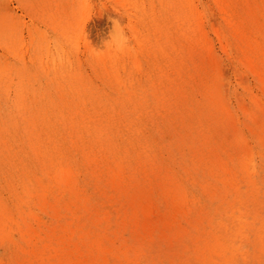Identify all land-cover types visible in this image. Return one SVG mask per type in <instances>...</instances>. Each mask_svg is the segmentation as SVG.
I'll return each instance as SVG.
<instances>
[{
	"label": "rangeland",
	"instance_id": "374dc122",
	"mask_svg": "<svg viewBox=\"0 0 264 264\" xmlns=\"http://www.w3.org/2000/svg\"><path fill=\"white\" fill-rule=\"evenodd\" d=\"M224 1L0 0V264H264V0Z\"/></svg>",
	"mask_w": 264,
	"mask_h": 264
},
{
	"label": "bare ground",
	"instance_id": "6f19581e",
	"mask_svg": "<svg viewBox=\"0 0 264 264\" xmlns=\"http://www.w3.org/2000/svg\"><path fill=\"white\" fill-rule=\"evenodd\" d=\"M218 2H221L222 4L223 3H225V1L224 0H218ZM194 4V3H193ZM226 4V3H225ZM183 6H185V4L183 5ZM197 5H195V7H196ZM219 6V5H218ZM227 7V6H226ZM191 8V7H190ZM173 9V8H172ZM177 9V8H176ZM193 9V8H192ZM165 10V9H164ZM191 11V10H190ZM187 12V11H186ZM233 12V11H232ZM200 13V12H199ZM235 14V13H234ZM187 15V14H186ZM200 15H202L201 13H200ZM224 15V14H223ZM194 16V15H193ZM203 16V15H202ZM236 16V15H235ZM198 17V16H197ZM204 17V16H203ZM234 17V16H233ZM200 18V17H199ZM226 19V18H225ZM192 21V20H191ZM190 21V22H191ZM197 21V20H196ZM202 22H204V21H202ZM231 23V22H230ZM239 23V22H238ZM189 24V23H188ZM191 24H193L192 22H191ZM201 24V23H200ZM240 24V23H239ZM179 25H181V24H179ZM238 25V24H237ZM182 26H184V25H182ZM240 25H238V27H239ZM178 27V26H177ZM190 27V26H189ZM194 27H196V26H194ZM200 27V26H199ZM202 27V26H201ZM4 28H5V25H4ZM4 28H3V31L2 32H4ZM162 28V27H161ZM174 28V27H173ZM184 28V27H183ZM183 28H180V29H183ZM185 28H186V25H185ZM193 28V27H192ZM9 29V28H8ZM190 29V28H189ZM236 29V28H235ZM11 30H12V28H11ZM11 30H10V32H11ZM193 30H195V29H193ZM204 31V30H203ZM1 32V33H2ZM10 32H8L9 34L8 35H11L12 33H10ZM177 32H178V30H177ZM176 32V33H177ZM184 32V31H183ZM196 32V31H195ZM200 32V31H199ZM192 33V32H191ZM197 33V32H196ZM173 34V33H172ZM186 34V33H185ZM189 34H190V32H189ZM7 35V36H8ZM188 35V34H187ZM197 35H198V33H197ZM196 35V36H197ZM177 36V35H176ZM189 36V35H188ZM241 36V35H240ZM244 36V35H243ZM11 36H9L8 38H10ZM6 38V37H5ZM194 38V37H193ZM200 38H202V37H200ZM7 39V38H6ZM180 39V38H179ZM183 39V38H182ZM255 39V38H254ZM10 40H11V38H10ZM198 40V39H197ZM196 40V41H197ZM257 40V39H256ZM181 41V40H180ZM7 42V41H6ZM184 42V41H183ZM198 42V41H197ZM252 42V41H251ZM193 43V42H192ZM175 44H176V42H175ZM189 44V43H188ZM241 44V43H240ZM246 44V43H245ZM258 44H260V43H258ZM194 45V44H193ZM264 45V44H263ZM185 46H186V44H185ZM199 46V45H198ZM240 46V45H239ZM195 47V46H194ZM251 47V46H250ZM257 47H259V46H257ZM148 48V47H147ZM188 48V47H187ZM179 49V48H178ZM251 49V48H250ZM258 49V48H257ZM193 50V49H192ZM197 50H199V49H197ZM148 51V50H147ZM145 52V51H144ZM195 52V51H194ZM241 52H243L242 50H241ZM189 53V52H188ZM202 53V52H201ZM145 54H146V52H145ZM191 54V53H190ZM244 55V54H243ZM257 56H259V55H257ZM173 58V57H172ZM249 58V57H248ZM129 59H131V58H129ZM26 60V59H25ZM123 62V61H122ZM136 62V61H135ZM124 64V63H123ZM159 65V64H158ZM118 66H116V68H117ZM120 67V66H119ZM1 68V67H0ZM124 69V68H123ZM3 71V70H2ZM124 71V70H123ZM4 73V72H3ZM1 74V73H0ZM1 76V75H0ZM2 76H3V74H2ZM0 78H2V77H0ZM123 78V77H122ZM24 82V81H23ZM6 85V84H5ZM4 85V86H5ZM21 85V84H20ZM8 87V86H7ZM10 87H12L13 88V86H10ZM82 87H84V86H82ZM11 88V89H12ZM65 88H67L66 86H65ZM76 88V87H75ZM81 88V87H80ZM86 88V87H85ZM84 88V89H85ZM24 89H26V87L24 88ZM84 89H82V90H84ZM14 90V89H13ZM39 90V89H38ZM86 90V89H85ZM26 91V90H25ZM37 91V90H36ZM90 91V90H89ZM218 91V90H217ZM11 92V91H10ZM23 92H24V90H23ZM28 92V91H27ZM69 92V91H68ZM73 92V91H72ZM91 92H92V90H91ZM90 92V93H91ZM84 94H87L86 93V91L84 92ZM95 94V93H94ZM11 95V94H10ZM30 94L28 93V96H29ZM74 95V94H73ZM14 96V95H13ZM87 95H85V97H86ZM92 96H93V94H92ZM31 97V96H30ZM84 97V98H85ZM87 97H89V96H87ZM11 98V97H10ZM26 98H28V97H26ZM91 99H92V97H90ZM94 98V97H93ZM75 99V98H74ZM89 99V98H88ZM97 99V98H96ZM83 100V99H82ZM85 100V99H84ZM75 101V100H74ZM88 101V100H87ZM93 101V102H92ZM91 102L92 103H94V99L92 100ZM104 101V99L102 100V103H105L106 104V102H103ZM48 102V101H47ZM86 102V101H85ZM90 102V101H89ZM100 102V101H99ZM109 102V101H108ZM27 103H29V102H27ZM10 104V103H9ZM74 104V103H73ZM80 104V103H79ZM86 104V103H85ZM59 105V104H58ZM96 105V104H95ZM120 105V104H119ZM133 105V104H132ZM10 106H11V104H10ZM43 106V105H42ZM48 106V105H47ZM84 106V105H83ZM97 106H98V104H97ZM12 107V106H11ZM90 107V106H89ZM101 107V106H100ZM103 107H104V105H103ZM106 108H107V106H105ZM109 107V106H108ZM122 107V106H121ZM69 108V107H68ZM73 108V107H72ZM85 108V107H84ZM126 108V107H125ZM128 108V107H127ZM130 108V107H129ZM128 108V109H129ZM205 108V107H204ZM78 109V108H77ZM110 109V108H109ZM47 110V109H46ZM79 110V109H78ZM100 110V109H99ZM130 110V109H129ZM26 111V110H25ZM70 111V110H69ZM89 111V110H88ZM87 111V112H88ZM91 111V110H90ZM110 111V110H109ZM121 111V110H120ZM132 111H133V109H132ZM136 111V110H135ZM212 111V110H211ZM9 112V111H8ZM79 112H80V110H79ZM84 112V111H83ZM103 112H104V110H103ZM103 112H102V114H103ZM205 112V111H204ZM6 113V112H5ZM12 113V112H11ZM82 113V112H81ZM122 113V112H121ZM124 113V112H123ZM126 113V112H125ZM77 114V113H76ZM91 114V113H90ZM119 114V113H118ZM138 115L140 114V113H137ZM148 114V113H147ZM3 115V114H2ZM13 115V114H12ZM71 115H72V113H71ZM145 115V114H144ZM146 116V115H145ZM3 117V116H2ZM82 117V116H81ZM92 117V116H91ZM108 118H109V115L107 116ZM118 117V116H117ZM127 117V116H126ZM143 117V116H142ZM86 118V117H85ZM96 118V117H95ZM130 118V117H129ZM4 119V118H3ZM7 119V121H8V118H6ZM6 119H4V121L6 120ZM87 119V118H86ZM93 119H94V117H93ZM92 119V120H93ZM105 119V118H104ZM119 119V118H118ZM128 119V118H127ZM127 119L125 120V122L127 121ZM138 119H140V117L138 118ZM141 119H143V118H141ZM145 119V118H144ZM13 120V119H12ZM102 120V119H101ZM136 120V119H135ZM197 120V119H196ZM106 121V120H105ZM104 121V122H105ZM111 121V120H110ZM144 121V120H143ZM210 121V120H209ZM9 122V121H8ZM79 122V121H78ZM161 122V121H160ZM81 123V122H80ZM87 122H85V124H86ZM90 123H92V122H90ZM90 123H88V124H90ZM130 123V122H129ZM148 123V122H147ZM71 124V123H70ZM103 124V123H102ZM106 124H108V122L106 123ZM124 124V123H123ZM126 124V123H125ZM137 124V123H136ZM146 124V123H145ZM1 125V124H0ZM141 125V124H140ZM206 125V124H205ZM90 126H92V125H90ZM106 126V125H105ZM146 126V125H145ZM57 127H58V125H57ZM84 127H86V126H84ZM104 127V126H103ZM120 127H122L121 125H120ZM133 126L131 125V128H132ZM136 127V126H135ZM139 127V126H138ZM143 127V126H142ZM99 128V127H98ZM114 128V127H113ZM124 128V127H123ZM122 128V129H123ZM127 128V127H126ZM97 129V128H96ZM101 129V128H100ZM109 129V128H108ZM111 129V128H110ZM118 129V128H117ZM128 129V128H127ZM130 129V128H129ZM139 129H140V127H139ZM204 129V128H203ZM70 130V129H69ZM98 130V129H97ZM92 131V130H91ZM132 131V130H131ZM95 132V131H94ZM98 132V131H97ZM97 132H95V133H97ZM107 132H110V131H108L107 130ZM140 132H143V131H140ZM150 132V131H149ZM148 132V133H149ZM83 133V132H82ZM122 133H124V131L122 132ZM145 133V132H144ZM80 134V133H79ZM93 134V133H92ZM126 134H128V133H126ZM195 134V133H194ZM103 135H106V134H103ZM109 135V134H108ZM117 135V134H116ZM134 135V134H133ZM59 136V135H58ZM73 136V135H72ZM113 136V135H112ZM129 136V135H128ZM139 136V135H138ZM84 137V136H83ZM132 137V136H131ZM130 137V138H131ZM142 137V136H141ZM81 138V137H80ZM102 138V137H101ZM101 138H99V139H101ZM106 138V137H105ZM104 138V139H105ZM117 138V137H116ZM121 138V137H120ZM126 138V137H125ZM135 138V137H134ZM140 138V137H139ZM147 138H148V136H147ZM152 138V137H151ZM59 139V138H58ZM73 139V138H72ZM86 139V138H85ZM109 139V138H108ZM107 139V140H108ZM111 139H113V138H111ZM123 139V138H122ZM141 139V138H140ZM159 139V138H158ZM57 140V139H56ZM116 140V139H115ZM125 140V139H124ZM150 140V139H149ZM160 140V139H159ZM4 141V140H3ZM62 141V140H61ZM72 141V140H71ZM98 141V140H97ZM119 141V140H118ZM132 141V140H131ZM5 142V141H4ZM99 142V141H98ZM104 142V141H103ZM102 142V143H103ZM107 142V141H106ZM116 143H117V141H115ZM129 142H130V140H129ZM144 142V141H143ZM67 143V142H66ZM111 143V142H110ZM122 143H123V141H122ZM134 143V142H133ZM141 143V142H140ZM149 143V145H151L150 144V142H148ZM158 143V142H157ZM63 144V143H62ZM106 144H108V143H106ZM120 144V143H119ZM126 144H127V140H126ZM126 144H125V146H126ZM147 144V143H146ZM159 144V143H158ZM56 145V144H55ZM67 145V144H66ZM78 145H79V143H78ZM111 145H113V144H111ZM111 145H110V147H111ZM121 145V144H120ZM64 146V145H63ZM68 146V145H67ZM67 146H64V147H67ZM72 146V145H71ZM103 146V145H102ZM105 146V145H104ZM107 146V145H106ZM123 146V145H122ZM129 146V145H128ZM140 146V145H139ZM60 147V146H59ZM76 147V146H75ZM96 147V146H95ZM116 147V146H115ZM131 147V146H130ZM136 147V146H135ZM20 148V147H19ZM114 148V147H113ZM117 148H119V147H117ZM116 148V149H117ZM120 148H121V146H120ZM123 148V147H122ZM139 148V147H138ZM14 149V148H13ZM69 149V148H68ZM67 149V150H68ZM103 149V148H102ZM110 149H112V148H110ZM142 149H144L143 147H142ZM25 150V149H24ZM85 150V149H84ZM83 150V151H84ZM98 150V149H97ZM106 150V149H105ZM115 150V149H114ZM121 150V149H120ZM129 150V148L127 149V151ZM137 150V149H136ZM153 150V149H152ZM165 150V149H164ZM70 151V150H69ZM77 151V150H76ZM95 151V150H94ZM112 151V150H111ZM138 151H139V149H138ZM11 152V151H10ZM49 152V151H48ZM71 152V151H70ZM92 152V151H91ZM123 152V151H122ZM129 152H130V150H129ZM146 152V151H145ZM155 152V151H154ZM77 153V152H76ZM101 153V152H100ZM111 153V152H110ZM123 153H125L126 154V152H123ZM149 153V152H148ZM147 153V154H148ZM12 154V153H11ZM98 154V153H97ZM97 154H94V155H97ZM106 154V153H105ZM114 154V153H113ZM116 154H117V152H116ZM122 154V153H121ZM140 154V153H139ZM138 154V155H139ZM143 154V153H142ZM47 155V154H46ZM60 155V154H59ZM75 156H76V154H74ZM90 155V154H89ZM126 155H128V154H126ZM149 155V154H148ZM13 156V155H12ZM129 156H130V153H129ZM74 157V156H73ZM84 157V156H83ZM99 157V156H98ZM107 157V156H106ZM126 157V156H125ZM144 157V156H143ZM143 157H142V159H143ZM149 157H150V155H149ZM45 158V157H44ZM70 158V157H69ZM112 158V157H111ZM110 158V159H111ZM130 158V157H129ZM133 158H136L135 156L133 157ZM132 158V159H133ZM68 159V158H67ZM75 159V158H74ZM80 159V158H79ZM102 159V158H101ZM117 159V158H116ZM122 159V158H121ZM127 159H128V156H127ZM126 159V160H127ZM15 160V159H14ZM17 160V159H16ZM22 160L24 161V159L22 158ZM104 160V159H103ZM108 160V159H107ZM106 160V161H107ZM115 160V159H114ZM129 160V159H128ZM137 160V159H136ZM141 160V159H140ZM64 161V160H63ZM71 161V160H70ZM69 161V162H70ZM102 161V160H101ZM132 161H134V159L132 160ZM17 162V161H16ZM15 162V163H16ZM19 162V161H18ZM44 162H46V161H44ZM55 162V161H54ZM66 162H67V160H66ZM81 162V161H80ZM105 162V161H104ZM112 162V161H111ZM125 162V161H124ZM129 162V161H128ZM61 163V162H60ZM74 163V162H73ZM106 163V162H105ZM110 163V162H109ZM248 163V165H250L251 163L250 162H247ZM250 163V164H249ZM67 164H68V162H67ZM101 164V163H100ZM111 164V163H110ZM117 164V163H116ZM128 164V163H127ZM130 164V163H129ZM19 165V164H18ZM23 165V164H22ZM62 165V164H61ZM69 165V164H68ZM70 165H73V164H70ZM92 166H93V164H91ZM146 165V164H145ZM16 166V165H15ZM79 166V165H78ZM80 166H81V164H80ZM104 165H102V167H103ZM124 166V165H123ZM126 166V165H125ZM23 167V166H22ZM46 167H47V165H46ZM46 167H44V168H46ZM91 167V166H90ZM29 168V167H28ZM89 168V167H88ZM99 168V167H98ZM101 168V167H100ZM127 168V167H126ZM134 168V167H133ZM244 168V167H243ZM32 169H33V167H32ZM77 169V168H76ZM124 169V168H123ZM244 169H246L247 170V168H244ZM72 170V169H71ZM78 170V169H77ZM76 170V171H77ZM53 171V170H52ZM74 171V170H73ZM9 172H11V171H9ZM97 172H98V170H97ZM73 173V172H72ZM11 174V173H10ZM63 174V173H62ZM75 173H73V176H75L74 175ZM76 174H78V173H76ZM105 174V173H104ZM64 176H65V173H64ZM8 177V176H7ZM62 177V176H61ZM66 177V176H65ZM11 178V177H10ZM59 178V177H58ZM68 178V177H67ZM76 179H77V177H75ZM79 179V178H78ZM14 180V179H13ZM67 180V179H66ZM31 181V180H30ZM32 182V181H31ZM66 181H64V183H65ZM82 182H83V180H82ZM98 182V181H97ZM44 183H45V181H44ZM54 183V182H53ZM68 183V182H67ZM84 183H86V182H84ZM182 184V183H181ZM61 185V184H60ZM76 185H78V184H76ZM238 197V196H237ZM205 199V198H204ZM208 199V198H207ZM241 199V198H240ZM237 201V200H236Z\"/></svg>",
	"mask_w": 264,
	"mask_h": 264
},
{
	"label": "clouds",
	"instance_id": "9594fccd",
	"mask_svg": "<svg viewBox=\"0 0 264 264\" xmlns=\"http://www.w3.org/2000/svg\"><path fill=\"white\" fill-rule=\"evenodd\" d=\"M112 25L108 38L103 41V50H95L99 52L108 51L113 56L125 54L131 50L130 35L126 34L125 26L122 27L119 21L112 20ZM127 33L129 32L127 31Z\"/></svg>",
	"mask_w": 264,
	"mask_h": 264
}]
</instances>
